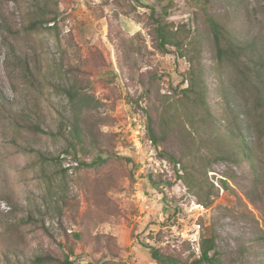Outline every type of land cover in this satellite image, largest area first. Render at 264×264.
Listing matches in <instances>:
<instances>
[{
	"label": "rangeland",
	"instance_id": "1",
	"mask_svg": "<svg viewBox=\"0 0 264 264\" xmlns=\"http://www.w3.org/2000/svg\"><path fill=\"white\" fill-rule=\"evenodd\" d=\"M154 6L157 0H0V95L8 101L0 102V264H34L37 254L63 257L64 244L75 248L76 264H160L143 244L187 260L200 253L201 234L209 228L216 232L222 264H264V240H259L264 194L257 207L245 197L251 187L249 164L213 165L203 179L220 193L209 208L197 203L178 176L182 164L191 167L187 153L196 146L189 118L200 136L205 133L201 114L186 111L178 97L188 86L190 63L211 89L213 113L220 118L223 111L207 14L250 40L264 36V0H174L167 20L191 39L192 62L157 48ZM43 17L56 19L42 27ZM33 21L39 23L35 30L29 29ZM10 48L17 56L8 58ZM19 57L36 79L24 80ZM223 80L238 106L251 102L239 77L228 73ZM57 81L90 99L82 112L83 144L75 143L61 122V114L70 118L72 111ZM169 101L176 107L173 116L166 115L165 133L154 125L162 136L159 143L134 148V118L141 116L147 136L150 116L158 120ZM11 113H18L19 121ZM28 117L52 133L27 129ZM13 140L47 158L21 151ZM168 152L182 164L170 160ZM98 155L107 161L96 167L75 161L90 162ZM220 178H229L233 193L223 190ZM158 179L169 184L154 185Z\"/></svg>",
	"mask_w": 264,
	"mask_h": 264
},
{
	"label": "trees",
	"instance_id": "2",
	"mask_svg": "<svg viewBox=\"0 0 264 264\" xmlns=\"http://www.w3.org/2000/svg\"><path fill=\"white\" fill-rule=\"evenodd\" d=\"M208 1L200 0V3L207 4ZM173 2L174 0H157V6H159L160 10L156 8L157 6L151 9L157 35V48L163 53H176L179 57H185L192 62L193 56L188 48L191 39L188 35L183 36L180 31L174 29L172 22L167 20L168 9ZM55 19L56 17H43L40 20V26L44 27L47 24L54 23ZM207 22L211 41L215 49V58L221 81V89H217L216 93L223 96V100H220L223 109L222 115L219 118L213 113L208 102L211 89L206 84L202 72L190 63L191 66L187 72L188 86L180 90L178 97L181 101V106L186 111L201 114L200 119L205 123V133L200 136L195 119L189 118L191 139L196 145L194 150L191 149L189 154L187 153V156L192 158L190 168L182 164L183 159L176 157L175 153L168 152V156L175 164L181 163L183 165V174H178L179 178L183 179L188 189L197 196V203L205 208H209L220 193L219 190L215 191L204 183L205 179L203 178L208 179V173L213 171V165L220 161L235 164L248 163L252 174L251 187L244 195L252 205L257 207L264 194V36L241 40L233 31L209 14H207ZM38 27L39 23L37 21H33L29 25L31 30H35ZM11 56H17V51L14 48H10L8 51V58ZM19 60L22 63L20 71L24 80L36 79L29 67V63L26 60H22L21 57H19ZM228 73L239 77L250 91L252 99L246 106H238L231 98L232 88L229 92H226L223 75ZM54 85L60 92L68 96L71 105V117L69 118L62 113L61 122H64L65 129L69 128V134L75 143L83 144L86 135L82 126L84 122L82 112L90 99L87 94L81 92L75 86L66 85L59 81L55 82ZM0 102L2 105H7L8 103L2 95H0ZM175 107L169 101L162 104L159 109L158 120H154L150 116L147 126V138L153 144H158L162 138V136H158L154 125L158 123L159 128L165 133L164 129L167 128L168 119H170L166 115L173 116L172 108L175 109ZM18 116V113H13L11 117H13L14 121H19ZM221 120H225L227 122L226 125L223 126ZM13 124L19 125L17 122ZM25 127L33 131L52 133L51 129L42 128L40 123L32 117L27 118ZM13 141L21 151L30 150L41 156L40 158H47L45 153L37 148L29 147L27 144H20L16 140ZM71 146L75 151L76 144L72 143ZM196 151L197 153H195ZM51 159L59 160V158ZM75 161L78 162L79 167H96L104 164L107 159L98 155L90 162L83 161L78 157ZM200 167L203 169L202 171H199ZM198 171L202 179L197 175ZM228 179L220 178L221 187L224 191L233 193L234 190L230 186ZM153 182L156 186H159L160 183L169 184L162 179L154 180ZM40 211L42 215L45 214L43 209ZM30 215L24 218L23 221H30ZM259 240H264V236H261ZM199 243L200 253L198 255L194 253L187 260H182L172 254L163 253L160 248L150 244H143V246L149 249L152 258L160 264H222V256L217 250V235L213 228H209L201 234ZM63 250V257L52 253L37 254L32 259V262L34 264H76L75 259L78 256L75 248L70 244H64ZM87 264H101V262L95 260Z\"/></svg>",
	"mask_w": 264,
	"mask_h": 264
},
{
	"label": "built area",
	"instance_id": "3",
	"mask_svg": "<svg viewBox=\"0 0 264 264\" xmlns=\"http://www.w3.org/2000/svg\"><path fill=\"white\" fill-rule=\"evenodd\" d=\"M136 121L135 127L131 131V143L134 148L140 150L145 144H152V141L146 136V125L142 123V118L139 114L134 118Z\"/></svg>",
	"mask_w": 264,
	"mask_h": 264
}]
</instances>
